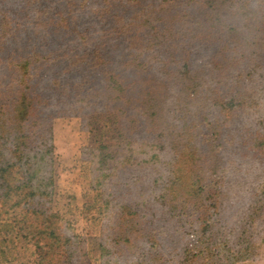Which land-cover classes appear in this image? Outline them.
<instances>
[{
    "label": "rangeland",
    "instance_id": "374dc122",
    "mask_svg": "<svg viewBox=\"0 0 264 264\" xmlns=\"http://www.w3.org/2000/svg\"><path fill=\"white\" fill-rule=\"evenodd\" d=\"M21 95L0 264H264V0H0Z\"/></svg>",
    "mask_w": 264,
    "mask_h": 264
},
{
    "label": "trees",
    "instance_id": "16d2710c",
    "mask_svg": "<svg viewBox=\"0 0 264 264\" xmlns=\"http://www.w3.org/2000/svg\"><path fill=\"white\" fill-rule=\"evenodd\" d=\"M190 41V40H189ZM22 82V79L20 80ZM27 101L30 102L28 97H24L21 95L19 99H17L16 103L12 106L13 112H14V118L13 122L11 124L6 125L5 123H0V197H9L12 195V191L18 190L19 196L21 198L25 199L27 196V193H25V185H15V183L12 181V176L14 174V171L16 167H18V163L12 162L10 163L8 160H5V154L7 156V153L4 151H7V146H10L11 148L8 149L12 153V155H22L27 147V140L28 137L23 133V123L21 121L22 117V111L25 109ZM2 112V110L0 111ZM158 138V136H157ZM141 146L143 147L146 142L144 140L140 141ZM147 153V152H146ZM134 158L137 160H133V163H130L129 161L124 164L125 167H136V165L143 164V166L146 167H153L154 165V155H152L149 158L146 159H137L136 155H134ZM124 163V161H123ZM25 194V195H24ZM31 210V209H30ZM27 210L26 214L24 215V220H27L29 216L31 215H37L38 212L35 210ZM47 221V220H46ZM46 221L40 222V226L44 227L47 225ZM217 231L206 228L202 232V236L207 237H213V234H215ZM197 241L198 238H201L200 232H197L196 234ZM200 241V240H199Z\"/></svg>",
    "mask_w": 264,
    "mask_h": 264
}]
</instances>
